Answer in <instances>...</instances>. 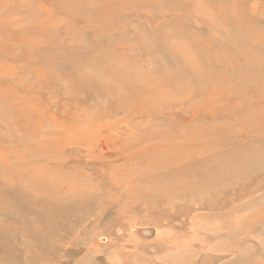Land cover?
Here are the masks:
<instances>
[{"label": "rangeland", "instance_id": "rangeland-1", "mask_svg": "<svg viewBox=\"0 0 264 264\" xmlns=\"http://www.w3.org/2000/svg\"><path fill=\"white\" fill-rule=\"evenodd\" d=\"M0 264H264V0H0Z\"/></svg>", "mask_w": 264, "mask_h": 264}]
</instances>
